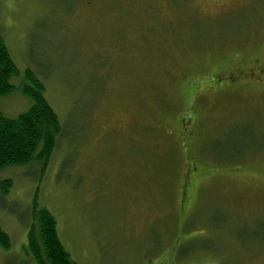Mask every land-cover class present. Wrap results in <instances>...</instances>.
<instances>
[{
	"label": "rangeland",
	"instance_id": "1",
	"mask_svg": "<svg viewBox=\"0 0 264 264\" xmlns=\"http://www.w3.org/2000/svg\"><path fill=\"white\" fill-rule=\"evenodd\" d=\"M219 6L0 0V110L27 111L29 69L63 126L43 173L0 171V264H34L35 200L77 264H264V0Z\"/></svg>",
	"mask_w": 264,
	"mask_h": 264
},
{
	"label": "trees",
	"instance_id": "2",
	"mask_svg": "<svg viewBox=\"0 0 264 264\" xmlns=\"http://www.w3.org/2000/svg\"><path fill=\"white\" fill-rule=\"evenodd\" d=\"M18 76V68L0 33V98L11 95L14 90L11 80ZM24 80L21 91L29 100L27 111L10 119L0 110V171L9 166L37 163L43 173L58 147L63 126L44 96V83L29 69L24 71ZM11 183V179L0 181L1 200L7 197ZM29 220L24 250L34 264H77L58 237L55 217L36 200ZM10 247V237L0 225V248L8 251Z\"/></svg>",
	"mask_w": 264,
	"mask_h": 264
},
{
	"label": "flooded vegetation",
	"instance_id": "3",
	"mask_svg": "<svg viewBox=\"0 0 264 264\" xmlns=\"http://www.w3.org/2000/svg\"><path fill=\"white\" fill-rule=\"evenodd\" d=\"M88 1H90V0H88ZM216 1H217V2L219 3V5H220L219 7L222 8V6H226V7H227V6H228L231 2H233L234 0H216ZM231 11H232V10H231ZM231 11H230V12H231ZM230 12H228V13H230ZM222 13H223V12H222ZM225 14H226V13H225ZM218 15H220V14H218ZM218 15H217V16H218ZM219 18H220V17H219ZM216 19H218V18H216ZM229 75H231V74H229ZM228 80L231 81V80H232V77H228Z\"/></svg>",
	"mask_w": 264,
	"mask_h": 264
}]
</instances>
